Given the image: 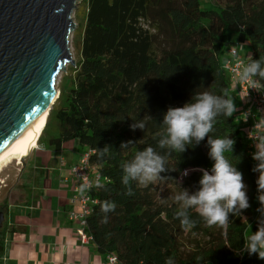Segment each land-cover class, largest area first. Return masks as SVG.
I'll return each mask as SVG.
<instances>
[{
    "label": "trees",
    "instance_id": "16d2710c",
    "mask_svg": "<svg viewBox=\"0 0 264 264\" xmlns=\"http://www.w3.org/2000/svg\"><path fill=\"white\" fill-rule=\"evenodd\" d=\"M85 3L80 59L51 107L37 144L60 150L64 143L77 141L87 149L101 177L88 191L94 203L85 229L97 253L115 256L117 264H166L168 258L174 264H264L255 254L235 252L250 230L261 226V205L253 152L245 130L232 117H219L210 135L235 139L232 155L241 157L237 167L248 186V209L230 215L222 226L208 225L190 210L195 226L186 230L176 217L174 196L159 195L154 186H175L181 179L179 188L198 190L201 170L212 166L208 137L179 154L161 148L163 116L168 108L190 102L197 91L231 96L233 83L223 65L230 49L238 51L237 44L249 43L244 63L264 59V0H226L224 5L213 3V9H203L200 0ZM135 122L145 127L133 130ZM127 142L128 148H122ZM105 147L101 156L98 150ZM147 147L165 157L166 171L147 186H125L122 164ZM27 174L24 191L34 175ZM105 201L114 202L115 210L104 213Z\"/></svg>",
    "mask_w": 264,
    "mask_h": 264
},
{
    "label": "clouds",
    "instance_id": "9594fccd",
    "mask_svg": "<svg viewBox=\"0 0 264 264\" xmlns=\"http://www.w3.org/2000/svg\"><path fill=\"white\" fill-rule=\"evenodd\" d=\"M235 58L240 59L239 56ZM233 71L239 82L264 93V59H251L247 63L241 61ZM237 111V105L231 96L204 90L197 91L191 101L182 107L168 108L163 116L166 135L160 140L161 148L167 146L170 152L179 154L208 137L211 168L201 170L199 188L195 193L190 194L187 189H179L174 196V201L179 205L176 217L186 230L195 226L190 210H195L208 225L222 226L230 222V215H238L251 206L248 186L243 173L237 167L241 157L232 155L235 139L228 135H210L219 117L231 118ZM131 127L133 130L143 129L145 124L135 122ZM249 136L255 149L251 154L255 162L252 171L258 174L257 200L261 207L257 211L260 213L261 226L255 232L250 230L243 246L235 249V252L240 256L255 254L264 260V117L254 125ZM129 144L131 142L124 143L121 147L126 149ZM106 150L105 147L98 152L103 156ZM232 160H236V163ZM165 171V157L153 147H147L143 151H137L132 159L122 164L121 180L125 186L132 182L147 186L160 179V174ZM128 194L131 195L132 192L129 191ZM115 207L114 202L105 201L102 211L108 213L114 211ZM166 264H174L173 259L168 258Z\"/></svg>",
    "mask_w": 264,
    "mask_h": 264
},
{
    "label": "water",
    "instance_id": "95a60500",
    "mask_svg": "<svg viewBox=\"0 0 264 264\" xmlns=\"http://www.w3.org/2000/svg\"><path fill=\"white\" fill-rule=\"evenodd\" d=\"M80 0H0V158L57 100ZM49 114V113H48ZM4 221L0 212V227Z\"/></svg>",
    "mask_w": 264,
    "mask_h": 264
},
{
    "label": "crops",
    "instance_id": "0c3cea01",
    "mask_svg": "<svg viewBox=\"0 0 264 264\" xmlns=\"http://www.w3.org/2000/svg\"><path fill=\"white\" fill-rule=\"evenodd\" d=\"M231 91L239 119L242 120V110L257 115L234 85ZM245 127L246 123L239 128ZM86 151L77 141L64 143L60 150L41 145L33 151L28 171L34 175L26 190L27 200L10 214L0 264H107L91 241L80 239L78 225L68 219L69 211L77 209L70 204L74 186L70 168Z\"/></svg>",
    "mask_w": 264,
    "mask_h": 264
},
{
    "label": "rangeland",
    "instance_id": "374dc122",
    "mask_svg": "<svg viewBox=\"0 0 264 264\" xmlns=\"http://www.w3.org/2000/svg\"><path fill=\"white\" fill-rule=\"evenodd\" d=\"M201 7L203 9H213L215 8L214 4H221L224 5L226 0H200ZM214 3V4H213ZM85 13H86V3L85 0H80L76 4L75 10L72 12V19L74 22V25L76 26L73 31L69 35V41H68V48L69 53L71 56V59L74 62V66L70 63L64 64V70H60L58 75L55 79V90L57 95V99L60 96V91L62 90L63 86L65 87L68 84V80L72 76V68H74L77 64V62L80 59L79 56V49H80V42H81V34L85 19ZM238 48V55L239 58L246 59L248 57L249 52V43L246 40L243 43L237 44ZM232 95V92H230ZM246 105H248L246 103ZM248 108V106L246 107ZM244 111V110H242ZM49 113V110H48ZM48 117V116H47ZM232 118L235 120V123L238 127H241L243 124L248 123L243 118L242 113V120L239 119L237 112L233 114ZM55 125V121L53 120L49 125V132H52L51 127ZM246 128V127H245ZM244 128V130H245ZM241 129V128H240ZM41 145H38L34 148V150L30 151L29 155L25 158H23L20 163L13 159L10 164L7 165V167L3 168V170L0 172V210L2 208H7L8 216H6L2 228L4 232H7L8 230V222L10 221V214H12L13 210L17 207L18 204L24 203L27 199L26 191L21 189V185L24 182V180L27 178L28 171V165H30L31 159L34 157V152L36 149L40 148ZM184 176V175H183ZM182 182L180 179L178 183L174 186L167 185V184H157L154 183V186L157 188L159 195H164L166 197H173L177 193L179 189H187V188H179V184ZM189 193H193L189 189H187Z\"/></svg>",
    "mask_w": 264,
    "mask_h": 264
},
{
    "label": "built area",
    "instance_id": "2783aa9c",
    "mask_svg": "<svg viewBox=\"0 0 264 264\" xmlns=\"http://www.w3.org/2000/svg\"><path fill=\"white\" fill-rule=\"evenodd\" d=\"M237 56V49H230L227 53V60L224 63L223 68L230 73L231 82L235 86L238 94L257 112V115H255L248 109L243 111V118L246 122H248L245 128V136L249 142L251 151L254 152L255 149L252 141L250 140L249 134L254 125L257 124L262 117H264V93H261L260 89H250L249 85L238 81L233 70L237 69L238 64L242 60H237L235 58ZM89 156V153L86 152L82 155L80 161L70 168V173L74 180L72 190L73 196L70 199V204L77 206V209L69 211L68 219L78 225L79 229L77 230V233L83 242L91 241V237L85 231L87 226L86 219L90 215L91 206L94 203L93 199L88 195V191L90 188L98 185L101 181L99 173L89 161ZM105 259L107 264H117V260L113 255L106 256Z\"/></svg>",
    "mask_w": 264,
    "mask_h": 264
},
{
    "label": "bare ground",
    "instance_id": "6f19581e",
    "mask_svg": "<svg viewBox=\"0 0 264 264\" xmlns=\"http://www.w3.org/2000/svg\"><path fill=\"white\" fill-rule=\"evenodd\" d=\"M49 106L50 104L48 105L46 113L31 128V130L12 149H10L2 158H0V172L3 170V168L7 167V165L10 164L13 159H16L20 163V161L27 157L30 151L37 146V141L46 124Z\"/></svg>",
    "mask_w": 264,
    "mask_h": 264
},
{
    "label": "flooded vegetation",
    "instance_id": "af4514ba",
    "mask_svg": "<svg viewBox=\"0 0 264 264\" xmlns=\"http://www.w3.org/2000/svg\"><path fill=\"white\" fill-rule=\"evenodd\" d=\"M1 213H3V216H4V220L6 218V216H8V213H7V208L3 207L2 210H0ZM4 222V221H3ZM4 227L3 223L0 227V247L2 248V245L4 244V230L2 229Z\"/></svg>",
    "mask_w": 264,
    "mask_h": 264
}]
</instances>
